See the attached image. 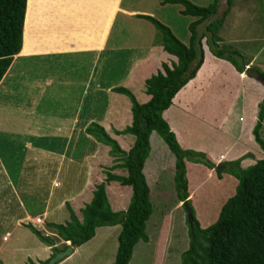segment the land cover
I'll list each match as a JSON object with an SVG mask.
<instances>
[{
	"label": "rangeland",
	"instance_id": "obj_1",
	"mask_svg": "<svg viewBox=\"0 0 264 264\" xmlns=\"http://www.w3.org/2000/svg\"><path fill=\"white\" fill-rule=\"evenodd\" d=\"M191 1L199 5H207L212 0ZM182 7L174 3L162 4L160 0H28L23 26L22 50L24 51L20 50L18 56L13 58L9 73L14 72V74L6 79L5 88L1 86L3 81L0 83V171L6 167L7 177L13 173L8 163L10 158L2 153V149L7 147L5 140L14 135L22 139L23 134L32 131L30 127L33 124L38 125L39 135L50 136L47 126L59 134L58 132L71 128L70 120L75 109L76 120L84 123L92 117L98 122L97 117L103 114L108 101L112 106L111 103H118L120 98L129 100L126 95L111 91L110 88L114 85L131 87L129 89L133 92L145 93L144 83L142 89L138 87L140 75L144 72L143 66H139L140 60L145 57L144 65L149 68L148 70L155 72L161 62L170 63L174 57L162 51L155 43L157 30L154 25L136 17V14L140 12L153 15L169 26L179 39L188 43L190 36L188 25L194 17L181 13ZM226 7V0H218L217 11L210 18L220 17ZM204 25V22L198 25L199 31L203 30ZM218 33L222 37L220 44L224 42L238 49L245 60H250L247 66L264 71L262 0H233ZM87 35L92 38L89 42L85 38ZM202 42L205 43V39ZM34 45L47 48L45 51L37 52L30 49ZM205 49L207 60L205 71L201 72L192 85L195 88L199 86L202 88L199 95L201 103L194 111L197 114L190 110L188 113L183 111L179 114L175 106H170L171 108L168 109L171 117L168 118L166 115L168 111L165 110V118L169 119L166 120L174 133L178 134L179 141L184 144L183 148L204 151L212 160H217L216 158L219 157H222V160H225L223 159L225 157L227 160L235 159L246 149L248 156L243 154V158L250 160L244 162L251 164L264 155L258 144L254 142L252 132L259 102L264 98V84L256 79V86L238 88L235 85L238 81L235 78V69L229 71V67H226V64L223 67L222 62L208 50L207 45ZM211 61L214 62L209 65ZM133 62L134 75L129 72ZM205 73L209 74L208 81H204ZM227 79H232L231 84L234 86L228 85ZM108 92L113 95L109 96ZM185 93L181 92V95L194 97V92H187L189 96L184 95ZM36 106L39 107L38 112H31ZM58 109L63 110L62 113H58ZM172 118L174 121L171 120ZM108 127H110L109 132L113 130L112 134H116L112 123L108 122ZM81 128H74L73 136L77 135ZM83 132L82 129L81 134ZM234 133L241 138H234ZM261 135L264 139V120ZM154 136L158 137L156 133ZM238 138H240L239 142ZM152 140L155 153L162 152L166 164H161L162 159L157 157L158 160H153V156L149 161L160 168L164 166L165 169L156 176L152 188L153 212L146 222L149 239L141 240L135 245L128 264H180L181 253L188 246L187 210L184 201L175 197L174 169H167V163L170 164V161L164 154L165 147L156 145L154 137ZM80 145L75 150L72 148L75 154L81 155L82 152H89L94 147L89 142L84 144V139H81ZM102 145L105 144L99 143L103 153L110 155L109 147ZM50 147L55 149L59 158L61 156L57 150L65 148L58 144H51ZM121 147L130 148L126 145ZM46 151H49V147L41 142L40 153ZM20 154L15 157L14 165L20 171L21 179L24 174V181L28 187L25 184H18L15 187V182L10 179L17 197L14 198V208L11 201L7 206L0 207V224H2L0 225V264L31 262L42 264L50 257L51 248L45 249V243L25 228L20 221L19 224L12 223L16 220L15 216H21L23 212L28 213L29 216L36 214L40 217L44 216L42 211L39 212L37 202L30 200V195L33 192L38 194L39 190L44 188L46 190L47 176L51 174L50 163L46 165L43 160L29 163L30 152L25 149L20 150ZM107 160L106 156L105 164ZM85 162V159L76 162L72 159L66 162L65 165H71L66 169L70 174L67 178L63 174L58 176L57 179L60 180L56 187L58 194L53 195L50 209L46 212L48 216L41 218L42 224L32 223L45 235H54L46 227V222L64 223L69 219V211L65 202H61L62 198L69 203L72 202L73 205L78 201V205L83 206V202L88 201L85 197H78L79 194L75 196L79 187L83 186L82 181L84 185L87 181L88 172ZM105 164H94L97 173ZM42 166L43 169L40 168ZM186 166L190 189L188 198L200 225L206 227L217 218L220 203L234 193L237 180L229 173H223L221 178H217L213 174V169H208L201 163L188 160ZM118 169V167L109 169L104 166L101 171L103 174L101 181L104 182L109 170L115 174L122 173ZM33 171H36L34 183L30 186L27 175L28 172ZM90 174L89 180L90 178L94 180L96 172L90 171ZM102 174L98 175L99 180ZM3 177L0 174V179ZM9 178L13 176L10 175ZM85 187L88 189L87 186ZM29 189L32 192H29ZM105 190L110 208L114 211L125 210L131 202L132 190L129 185L110 181L106 182ZM44 192H40L37 200L44 197ZM49 195L51 198L52 191ZM73 195L75 197L72 199ZM8 202L6 198L4 204ZM1 204L3 202L0 200ZM120 230V225L97 227L94 236L81 245L71 246L70 243H66L70 245L71 252L54 264H111L116 254ZM7 231H10L9 237L5 234ZM4 235L7 236L5 241L2 239Z\"/></svg>",
	"mask_w": 264,
	"mask_h": 264
},
{
	"label": "trees",
	"instance_id": "obj_2",
	"mask_svg": "<svg viewBox=\"0 0 264 264\" xmlns=\"http://www.w3.org/2000/svg\"><path fill=\"white\" fill-rule=\"evenodd\" d=\"M232 2L226 0L227 7L222 15L211 19L217 11L218 0H212L207 5H199L191 0H160L162 4H180L183 6L181 13L194 17L188 25V43L179 39L169 26L153 15L136 14V17L154 25L157 30L155 43L162 51L173 56L174 60L170 63L161 62L160 67L145 78V93L149 95L145 102H140L126 86L112 87L113 91L126 95L131 104L130 124L114 131L116 134H130L134 137L128 150L122 148L101 124L91 122L87 126L88 135L100 144H105L102 146L109 147L108 153L114 161L109 169L118 167L124 171L119 174L107 171L105 181L95 185L91 200L81 208V218L75 215L69 201L62 198L66 200L69 219L64 223L46 222V227L54 235H45L29 220L22 222L25 228L51 248L50 257L66 249L69 245L66 241H70L71 246H79L91 239L99 226H121L115 258L111 264H128L135 245L149 239L146 222L153 212L152 188L156 176L160 174L146 163L151 151L150 135L154 132L168 149L164 150V154L170 161L167 167L172 165L174 169L175 197L186 201L192 214L191 221H187L188 246L181 253L180 264H264V155L245 166L241 164L243 155L215 163L204 151L183 148L163 117V112L171 106L175 95L196 76L204 63L206 45L215 57L231 63L237 72L246 74L245 68L250 60H245L233 46L224 42L220 44L222 37L218 31ZM262 2L264 4V0ZM26 8L27 0H0V81L22 48ZM202 22L205 25L199 31L198 25ZM259 72L264 77V71ZM263 120L264 98L259 102L257 119L252 128L254 142L264 153V139L261 135ZM44 139L41 142L47 143V139ZM188 160L213 169L217 178H221L223 173H229L237 180L234 193L220 203L217 218L206 227L200 225L188 198ZM110 181L131 187L132 199L125 210L114 211L110 208L105 190L106 182ZM55 194H58L57 190ZM6 198L9 200L8 195Z\"/></svg>",
	"mask_w": 264,
	"mask_h": 264
},
{
	"label": "crops",
	"instance_id": "obj_3",
	"mask_svg": "<svg viewBox=\"0 0 264 264\" xmlns=\"http://www.w3.org/2000/svg\"><path fill=\"white\" fill-rule=\"evenodd\" d=\"M27 2H28V0H27ZM23 38H24V31H23ZM85 38H86V41H88V42L92 39L88 35L85 36ZM23 44H22V46H23ZM102 47H104V46H102ZM46 48L47 47H37L36 45H34L33 47H30L31 50H34V51H37V52L45 51ZM21 50H22V48H21ZM23 51L24 50H22V52ZM18 54H16L15 56H18ZM144 59H145V57H144ZM143 60H140V62H139V66H143L142 70L144 71L140 75L141 79L139 81V86H138L140 89H142V87H143L142 83H144L145 78L150 76L151 73H153L152 71L148 70L149 68H147L146 65H144ZM217 60L222 62L223 67H225V64H226V67H229L228 68L229 71L235 69L227 61L222 60V59H217ZM134 62L131 64L132 67L130 65V71H129V72H132V75H134V73H135ZM206 62H207V60L205 58V61L202 64V66L200 67V69L198 70L196 76L193 79H191L173 98V102H172L173 104L171 106L172 107L175 106L176 109H177L176 111L179 112V114H181L183 111H184V113H188V110H190L191 112L194 113V111L196 110L195 109L196 106L201 103L199 95H201L202 88H199L200 86L198 88H195L192 85H194V81H196L198 79V77L201 74V72L204 73ZM213 62L214 61L209 62V65L212 64ZM12 64H13V61L11 62L8 70L6 71V73L4 74L3 78L0 81V83L3 81V83L1 84V86L3 88H5L6 79L10 78L14 74V72L9 73L10 69H12ZM209 65H208V68H209ZM137 70H139V69H137ZM234 71H235V78H236V80H238V81H236L235 85L238 86V88H239V86H240V88H244V89H246V88H248L250 86L251 87L256 86V82H255L256 80L254 78L246 75L245 73H239L236 70H234ZM8 74H9V76H6ZM203 78H204V81H208L210 79L209 74L208 73L203 74ZM227 80H228L227 81L228 85L234 86V84H231V80L232 79H227ZM238 82H239V84L237 85ZM129 88H131V87H129ZM110 89H111V91H113L112 88H110ZM181 92H186L184 95L187 94V96H189V94L187 92H194V97H183L181 95ZM198 92H200V93H198ZM238 92H239V89H238ZM134 93H135V95L137 96V98H138V100L140 102H145V101H147L149 99V95L146 94V93H143V92H134ZM110 94H111V92H108L109 96L113 95V94H111V95ZM119 94H121V93H119ZM128 101H129L128 99L127 100H125V99L122 100V98H120L118 103L117 102L116 103L112 102L111 103L112 106L110 105V103L108 101L107 108L104 110L103 114L100 115V117H97L98 120H96V121H98V122H96V123L101 124L108 132H109V128H110V127H108V122L112 123V126H114L116 130L123 129L126 125L130 124L131 119H132L131 111H130V105L131 104L129 103L130 101L129 102ZM35 108L36 109H34V110L31 109V112L32 111H37L38 112L37 109L39 107L36 106ZM169 109L166 110V111H168L167 113H166V111L163 112V117L164 118H165V113L168 116V118L171 117V115L169 114ZM62 111L63 110H59L58 109V113H62ZM73 112H74V115H73V117L70 120L71 128L66 130V131H64V132H61L60 130H58L60 132H58L59 134H57V131H55V130H53V128L47 126V130H48L47 132H50V134H49L50 136H42V135H39L37 133V128H38L37 126L38 125L36 124L34 126V124H33L30 127V129H32V131L29 130V131H27L26 134H23V135L21 134L22 135V139L17 138L16 135H14V133H13V135H14L13 137L8 138V139L5 140V145L7 147L2 149V153L6 157L10 158L8 163L11 165L13 173H11L10 175L13 176V178H9L10 175L7 177L6 172H5L6 167L4 168V170L2 169L0 171V174L5 177V178L3 177L2 179H0V200L3 202V204H1L0 207L3 208L4 206H7L10 203V201L12 203L11 204L12 208L15 207L14 198L17 197V195H16V190L14 189V186L10 184L11 183L10 179H13V181L15 182V187L18 184L27 185L26 182L24 181V174H22L23 176H22V179H21V174H19L20 171L14 165L15 162H16L15 157L21 155L20 154V150L25 149V150H28L30 152L29 158H28L29 163L31 161H35V162L37 161L38 162V161L43 160V161H45L46 165H48L50 163V169H51V174L49 176H47L48 186H47L46 190L44 188L43 190H39L38 194H35V192H33L32 195H30V197H31L30 200H33L34 202H37L38 208H40L39 212L42 211V214L44 216L40 217L39 214H36L34 216H29L28 213L23 212V215L15 216L16 220L13 221L12 224H16V223L19 224V221L22 224V222H24L25 220H29L31 223H35V221H34L35 218H37V217L43 218L45 216H48L46 214V212L50 209V205H51L50 202L53 200L52 198H53V195L56 193V187H57L58 183L60 182V180L57 179L58 176L63 174V176H66V178H67V176L70 174V172L68 170H66V169L70 168L71 165L70 164L65 165L66 162L71 161L72 159H73V162L79 161L80 159H85V161H86L85 162V167L87 168L86 171L88 172L86 184L84 185V181H82L83 186L79 187V189L75 193V196L77 194H79L78 197L82 196V197L87 198L88 201H84L83 202V206H84V203H87V202H89L91 200L92 195H93V194H91V192H93V190L95 188V185L102 180L103 174L101 173V171L104 168V166L106 168H109L111 165H113V157L110 156V155H105L103 153V150L100 148L101 146H99V142H97L93 137L88 135L87 132H86L87 126L91 122H95V120H93L92 117H91L90 119H88L87 121H85L83 123L82 121L76 120L77 119V114H76L77 110L75 109ZM194 114H197V113H194ZM168 118H165V119L169 120ZM171 120L174 121L173 118ZM168 124H169V122H168ZM169 126H170V124H169ZM76 127H82V128H81L80 132H78L77 135L73 136L72 132L75 131L74 128H76ZM170 128H171V126H170ZM82 129L84 130V132L81 134ZM171 130H172V128H171ZM112 131L113 130H110V132L108 134L112 135L115 138H117V140H118L120 145H126L128 147L132 146V144L134 142V137L132 135H130V134H121V135L112 134L113 133ZM9 132L12 134L11 131H9ZM80 134H81V136H80ZM154 135H155L154 132H152V134L150 135L151 151H150V155H149L146 163L148 162L149 166L151 168H153L156 172L160 173L161 169L164 168V166L162 168H160L157 165H153L149 161L151 160L152 156H153V160H158V159H156V157H157V158L162 159L161 160L162 161L161 164L164 165V163L166 161V158L163 159L162 154H161L162 152L161 153H155V149L153 148V140H152V138L154 137V140H156L155 141L156 145H158V146L163 145L164 147H166V146L164 145L162 140H160L159 137H155ZM26 137H27V139H26ZM233 137L236 138V137H240V136H237V134L234 133ZM43 138L47 139V143H46V141H44V143L49 147V151L40 153V147H41V143L40 142H41V139H43ZM175 138L180 143L181 146L184 145L183 143L181 144V141H179L178 134L175 136ZM240 138H238V142L240 141ZM24 139H26V141H23ZM81 139H84V144L89 142L91 145H94V147H92L89 152H82L81 155H78V154H75L73 152V150H75L77 147L81 146L80 145ZM51 144H58V145H62L63 147L65 146V148L63 150H61V149L57 150V152L61 156L60 158L57 157V154L55 153V149H53V147H50ZM19 145H21L20 148H19ZM71 145H73L74 147H71ZM250 145H252V143ZM72 148H73V150H72ZM184 148H188V147H184ZM71 150H72L73 153L71 152ZM125 150H128V149H125ZM241 152H243V153L240 154V156H242L243 154H246V156H248L246 149H244V151H241ZM106 156H107L108 160H107V163L105 164L104 159H105ZM260 157H262V156H260ZM216 159L217 160H215V162L219 161V160H222V157H219V158H216ZM223 159L226 160L227 158L225 157ZM245 160H250V158H247V159L246 158L245 159L242 158L241 159V164H243V166L249 164L247 162H244ZM95 163H99V164L100 163H104L105 164L100 169L99 173H97V168L94 166ZM186 164H187V162H186ZM107 165H109V166H107ZM40 168L43 169L44 167L42 166ZM168 168L169 169L170 168L173 169L172 165H171V167H168ZM27 169H28V166H27ZM118 170H121V172L124 171V170H122L120 168ZM90 171H95L96 172V178L94 180H91V178H90L92 183L90 182V180L88 178V176L91 175ZM35 172L36 171L28 172V175H27L28 178H29L28 184H30V186H31L32 183H34L33 182V178L35 176L34 175ZM47 172H48V169L46 170V173ZM66 173H68V174H66ZM99 174H102V177H99V178H101L100 180L98 179V175ZM25 176H26V174H25ZM72 177H74V176H72ZM231 182L233 183V181H231ZM85 186H87L88 189H86ZM27 187H28V185H27ZM44 190H45V192H44ZM51 191H52V195H51V198H50L49 194L51 193ZM29 192H32V190L29 189ZM40 192H44L43 193L44 197H41L40 199L37 200V197L40 195ZM6 195L9 196V202L7 204H4V200L6 199ZM75 196L73 195L72 199ZM76 200H78V198ZM61 202H65L64 199L61 200ZM77 202L75 201V204ZM21 204H22V202L20 203V205ZM75 204L73 205L72 202H70V207L74 211L75 215H77L78 218H81L80 217L81 208L83 206L82 205H78L79 203L76 204L77 206H75ZM21 219H23L24 221L21 220ZM42 223H43V221H42ZM0 225H2V224H0ZM13 230L14 229H12V231ZM9 232L10 231H7L5 233V234H8V237L10 236ZM2 239H3V241L7 240V236L4 235L2 237ZM65 243H70V242L66 241ZM45 249H50V247L49 246H45Z\"/></svg>",
	"mask_w": 264,
	"mask_h": 264
},
{
	"label": "water",
	"instance_id": "obj_4",
	"mask_svg": "<svg viewBox=\"0 0 264 264\" xmlns=\"http://www.w3.org/2000/svg\"><path fill=\"white\" fill-rule=\"evenodd\" d=\"M245 72L247 75L252 76L255 79L259 80L260 82L264 83V77L261 75L259 70L254 69L253 67H250V66H246ZM183 203H184L186 210H187L188 220L191 221V219H192L191 210L188 207V204L186 201H184ZM70 252H71V247L68 246L66 249L57 252L53 257L49 258L46 262H44L42 264H54L55 262L61 260L64 256H66V254H68Z\"/></svg>",
	"mask_w": 264,
	"mask_h": 264
},
{
	"label": "built area",
	"instance_id": "obj_5",
	"mask_svg": "<svg viewBox=\"0 0 264 264\" xmlns=\"http://www.w3.org/2000/svg\"><path fill=\"white\" fill-rule=\"evenodd\" d=\"M34 221H35V223H41L42 222L41 218H39V217L35 218Z\"/></svg>",
	"mask_w": 264,
	"mask_h": 264
},
{
	"label": "clouds",
	"instance_id": "obj_6",
	"mask_svg": "<svg viewBox=\"0 0 264 264\" xmlns=\"http://www.w3.org/2000/svg\"><path fill=\"white\" fill-rule=\"evenodd\" d=\"M105 178H106V177H105ZM104 181H105V179H104ZM100 182H102V181H100ZM100 182H99V183H100ZM36 224H41V223H36ZM69 242H70V241H69ZM68 246H70V245H68ZM114 258H115V257H114ZM48 259H49V258H48ZM57 263H58V262H57ZM57 263H56V264H57Z\"/></svg>",
	"mask_w": 264,
	"mask_h": 264
}]
</instances>
